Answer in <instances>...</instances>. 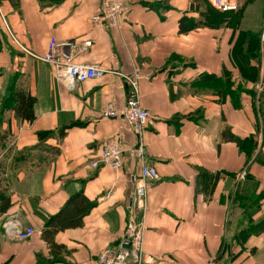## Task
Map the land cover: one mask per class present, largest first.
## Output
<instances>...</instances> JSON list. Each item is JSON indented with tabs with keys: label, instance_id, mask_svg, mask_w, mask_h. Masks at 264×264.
<instances>
[{
	"label": "crops",
	"instance_id": "0c3cea01",
	"mask_svg": "<svg viewBox=\"0 0 264 264\" xmlns=\"http://www.w3.org/2000/svg\"><path fill=\"white\" fill-rule=\"evenodd\" d=\"M119 1L128 6L120 26L103 29L90 21L102 0L0 1V195L11 203L0 217V264H95L120 246L139 174L129 152L139 143L142 164L159 175L146 183L143 264H264V0H227L243 7L236 29L187 34L178 22L199 19L193 0ZM51 39L74 44L56 53L98 66L102 77L73 87L64 68L19 47L42 57ZM125 78L136 80L149 113L139 139L121 119L99 118L108 105L124 106ZM11 89L34 99L31 123L7 108ZM110 141L121 169H90ZM77 194L93 207L79 227L54 236L59 251L50 256L41 233ZM9 219L36 230L28 243L4 234Z\"/></svg>",
	"mask_w": 264,
	"mask_h": 264
},
{
	"label": "built area",
	"instance_id": "2783aa9c",
	"mask_svg": "<svg viewBox=\"0 0 264 264\" xmlns=\"http://www.w3.org/2000/svg\"><path fill=\"white\" fill-rule=\"evenodd\" d=\"M213 9L219 12L235 11L236 5L227 0H210ZM127 5L119 0H102L100 9L90 17L91 24L96 29L105 27L118 28L122 14L127 10ZM264 35L261 36L263 41ZM27 55L37 61L51 65L52 67H62L66 71V76L71 86L84 83L102 77L104 71L96 65H81L74 62V56L57 54L59 47L75 49V45L70 42L57 43L51 39L44 56L39 57L26 51L19 46ZM90 47V42H83L79 52H84ZM126 79L129 89V97L124 106L116 109L108 105L101 111L99 118L102 120L121 119L130 128L131 132L138 139L149 121L148 111L141 108L138 100V88L136 80ZM130 155L139 162L138 179L135 180L134 186V203L129 207V220L122 236L120 237V246L117 248H106L97 257L95 264H143V239L144 223L143 214L145 210L147 184L155 183L159 180L157 172L146 165L142 164L144 149L140 143L134 149L130 150ZM90 169L105 167L113 172H118L122 167V151L115 141H110L104 145L101 151L94 157L89 164ZM245 172L237 176V181H244ZM260 184L264 186V178ZM2 229L4 234L18 243H27L36 233L33 228H21L14 220H6Z\"/></svg>",
	"mask_w": 264,
	"mask_h": 264
},
{
	"label": "trees",
	"instance_id": "16d2710c",
	"mask_svg": "<svg viewBox=\"0 0 264 264\" xmlns=\"http://www.w3.org/2000/svg\"><path fill=\"white\" fill-rule=\"evenodd\" d=\"M2 1V0H0ZM14 6L17 0H9ZM40 3H50V5L56 4L61 0H38ZM253 0H247V3ZM191 7L198 11L199 19L182 17L178 22V32L180 34H187L198 28H217L220 26H228L236 29L239 21L242 17L243 7L238 8L235 11L219 12L213 9L204 0H193ZM253 35V34H252ZM245 34L244 39L249 44L248 48H251L255 52L257 47L256 39L254 35ZM260 37V36H259ZM259 37L257 38L259 40ZM238 60L239 56H237ZM12 91L7 96L6 106L10 108L15 117L18 119L31 123L34 120L33 105L34 99L18 89H11ZM208 180V178H207ZM10 200L4 194L0 195V217L5 215L10 208ZM93 204L89 203L83 196L77 194L72 196L66 204L52 216L46 223L45 228L41 233V239L47 244L50 250V256H55L59 251V247L54 244V236L68 229L77 228L80 226L82 218L91 210ZM254 232L253 229L245 230L242 234L249 235ZM243 240V237H242ZM42 258H38V264H52V259L49 262L42 263Z\"/></svg>",
	"mask_w": 264,
	"mask_h": 264
},
{
	"label": "rangeland",
	"instance_id": "374dc122",
	"mask_svg": "<svg viewBox=\"0 0 264 264\" xmlns=\"http://www.w3.org/2000/svg\"><path fill=\"white\" fill-rule=\"evenodd\" d=\"M263 18H264V17H263ZM263 22H264V20H263ZM262 35H264V28H263L262 34H260V40H261V36H262ZM261 41H262V40H261ZM263 42H264V39H263ZM263 42H262V43H263ZM29 241H30V240H29ZM29 241H28V242H29ZM28 242H27V243H28Z\"/></svg>",
	"mask_w": 264,
	"mask_h": 264
}]
</instances>
